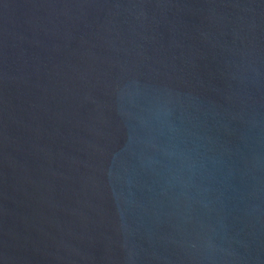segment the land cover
Returning a JSON list of instances; mask_svg holds the SVG:
<instances>
[{"label":"water","instance_id":"95a60500","mask_svg":"<svg viewBox=\"0 0 264 264\" xmlns=\"http://www.w3.org/2000/svg\"><path fill=\"white\" fill-rule=\"evenodd\" d=\"M0 264H264V0H0Z\"/></svg>","mask_w":264,"mask_h":264}]
</instances>
